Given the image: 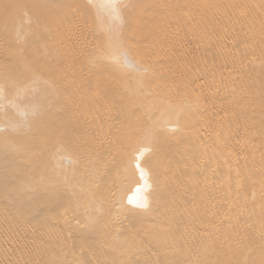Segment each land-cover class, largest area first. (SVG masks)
<instances>
[{
  "label": "bare ground",
  "instance_id": "6f19581e",
  "mask_svg": "<svg viewBox=\"0 0 264 264\" xmlns=\"http://www.w3.org/2000/svg\"><path fill=\"white\" fill-rule=\"evenodd\" d=\"M263 14L264 0H0V264H264L244 231L264 239L258 152L240 140L252 160L234 156L235 120L185 90L198 67L176 99L169 68L186 35L217 44L207 63H247ZM212 64L209 97H227Z\"/></svg>",
  "mask_w": 264,
  "mask_h": 264
},
{
  "label": "rangeland",
  "instance_id": "374dc122",
  "mask_svg": "<svg viewBox=\"0 0 264 264\" xmlns=\"http://www.w3.org/2000/svg\"><path fill=\"white\" fill-rule=\"evenodd\" d=\"M226 11H228V12H230L229 10H226ZM226 11H225V13L224 14H226ZM227 12V13H228ZM234 11H231L230 13H232V14H230L231 16L234 14L233 13ZM236 13V15L238 14V12L236 11L235 12ZM224 14L222 15V16H224ZM221 15H219L218 17L220 18L221 17ZM227 15V14H226ZM229 14H228V16H230ZM235 14H234V16H236ZM239 15V14H238ZM238 15L236 16V17H238ZM233 16V17H234ZM252 14L250 13L247 17H251L252 18ZM259 17H260V15H258ZM258 16H256V18H257V20H258ZM261 16H263L264 17V14L263 15H261ZM254 17V16H253ZM255 18V17H254ZM246 19V18H245ZM249 19V18H248ZM246 19L247 21H250L251 22V19ZM261 19H264V18H262L261 17ZM261 19H259L258 21L259 22H257L256 24H258V23H260V24H258V25H263V23H264V20H262L261 21ZM244 19H242V21H243ZM245 20V21H246ZM253 20V19H252ZM244 21V22H245ZM246 21V22H247ZM255 22H256V20H255ZM263 22V23H262ZM188 35H186V36H184V38H188V39H184V38H182V40L184 41L185 40V42L186 41H188L189 39L191 40H189L188 42H187V44L189 45H187V44H185V42H183L182 43V40L180 41L183 45H184V47L181 45V43L179 42V43H176V45H174V49L176 50V51H174V49H173V53H172V56L174 55V57H176V60H174V61H176L175 62V64L177 65V67H179L178 66V64L179 65H181L182 66V62L184 63V59H187V60H185V63H184V66H180V69H178L177 67H176V65L173 67V65L172 66H170L169 68H172L171 70H173L172 72H173V74L171 75L170 74V70H167L168 72H169V74L171 75V76H173L174 77V74H175V77L173 78V79H175V80H173L174 82V84H173V87L174 86H177L176 85V82L178 81H180L179 83L182 85V80L184 81L185 79H186V81H185V83L187 84L189 81H190V79H191V76H190V78H189V76L188 75H190L191 74V72H193V70L194 69H196L197 67V69L198 70H201V73H200V71H198L197 69H196V71H195V73L197 72V74H195L194 76H196V78H198V79H196L195 77L194 78H192L191 80L193 81H191L193 84L196 82L197 83V87H194L196 84H194V86H193V84H192V86L191 85H189L190 83H188V85L189 86H186V84H184L185 85V90H192V88H194V90H196L195 92H197L198 90H202V88H204L205 87V89H203L202 91L200 90V93L201 94H205V95H207L206 94V92L208 93V95L207 96H204V95H202L203 97H205L206 99H208V101L207 100H205L204 99V101L206 102V105H210V103H211V108H212V113H213V115L214 116H216L217 115V113H218V117H219V119H218V121H220L221 120V122L222 121H224V120H226V121H228L229 123L230 122H232L233 120L232 119H234L235 121H234V125L233 126H236V127H233L235 130H233V132H232V136H233V138H234V140H233V138H232V140L231 141H229V143H228V146H229V148H230V151L231 152H234V156L236 155V157L238 158V159H241L242 157H245L247 160H252V157H250L249 155H250V153H251V151H250V149L249 148H251L253 151H256V152H258V157L260 158V165H258V170H259V172L261 173L262 171H263V174H264V60H261L262 58H264V48L262 47H256V48H252V49H256L255 51L254 50H251L250 51V48H248L249 49V53L248 54H251L252 53V56H254V53H255V55H257V57L258 56H260V57H262V58H260V62L262 61V63H256V64H249V61H250V59L252 58V56L250 55V59L248 60V59H246L248 62L246 63V61H245V64H243V63H241V64H239L240 62H242V61H240V62H238L237 60H236V58H234V56H235V51L233 52L232 51V53L231 52H228L229 54L231 53L232 55H231V60H232V62H230L229 60H230V58L228 57V56H230L229 54H228V56H226V58L225 59H227L226 60V62L228 61V62H230V64H233L231 67H230V64L228 63L227 65H228V69L230 68V69H232V71L229 69H227V68H224V67H226V66H222L223 67V69H222V67L220 66L221 64H222V61L221 60H219V61H216V62H220V65H218V63H216L215 61L214 62H212L211 64H212V67H215L216 65H218V66H220V69H222V70H224V71H226L225 73H224V71H220V69H218L220 72H222V73H219V79H216V81H217V84L219 85V84H222V88H225V89H227V91L229 92V90H228V86H226V87H223V86H225V85H223V84H226V85H229V82H230V85H232L233 87H236V88H234L235 89V91H236V94H235V91L234 90H232V92H231V89H230V95H231V93H233L232 95L233 96H235L236 97V99L235 98H233L232 97V95L230 96V95H226L228 92L226 91V90H224L225 92H227L225 95L227 96V97H225L224 95H222V96H224V98L223 97H221V101H222V99H223V105H221V104H219V106H218V103H219V101H220V97H219V95H221V94H219V93H221L220 91H219V89L220 88H218V92L216 93V94H218L217 96L219 97V99L217 98V96L216 95H214L215 97H214V100H212V99H210V97H209V95L211 94L210 92H208V91H212V89H213V84H211L212 82H211V79H210V74L208 75V73H209V71H208V69L210 68H208V66L210 65L211 66V64H210V61H213V59H214V57L212 56V55H215V52H214V49H217L216 47H218V46H216V45H213L212 44V50L211 49H208L209 47H207L206 46V48L209 50V52H208V50L206 49V48H202V47H205V44L204 43H202L201 45L199 44V42H196V40L194 41V38L192 37V36H189V37H187ZM230 39V38H229ZM228 38L226 39V41H227V43H228V41H230ZM88 43V42H87ZM196 45H195V44ZM226 43V42H225ZM178 44H180V46L178 45ZM191 45V46H190ZM195 45V46H194ZM182 46V47H181ZM185 46H187V48L185 47ZM198 46V47H197ZM216 46V47H215ZM223 46V45H222ZM227 46H229V48L231 47V46H233V47H231V48H235L234 46L235 45H233V44H231V46L230 45H225V46H223V47H227ZM181 49H180V48ZM214 47V48H213ZM220 47H221V45H220ZM222 47V48H223ZM185 48V49H184ZM198 48H200L199 49V51H198ZM258 48H260V49H258ZM177 49H178V51H181V53L180 52H178L177 51ZM184 49V50H183ZM207 50V53L209 54H207L206 53V50ZM218 49H219V47H218ZM202 50V51H201ZM204 50H205V52H204ZM210 50L212 51L211 52V54L212 55H210ZM262 50V51H261ZM176 52H178V55H177V53ZM184 52V53H183ZM186 52V53H185ZM254 52V53H253ZM261 52H262V54H261ZM175 53V54H174ZM256 53H258V54H256ZM260 53V54H259ZM180 54V55H179ZM183 54V55H182ZM246 54V53H245ZM177 55V56H176ZM206 55V56H205ZM210 56L211 58H213V59H211L210 61H208V63H207V60L208 59H210V58H206V57H208V56ZM180 56V57H179ZM197 56V57H196ZM201 56V57H200ZM203 56H205V58H206V60L204 61L203 59H205ZM233 56V57H232ZM177 58H179V60L180 61H178V59ZM203 58V59H202ZM224 58V57H223ZM228 58H229V60H228ZM247 58H249V56L247 57ZM182 59H183V61H182ZM190 59V60H189ZM233 59L235 60L234 62H233ZM204 61L203 63H202V61ZM252 60V59H251ZM188 61V63H186ZM201 61V62H200ZM193 63V64H192ZM195 63V64H194ZM203 65H202V64ZM215 63V64H214ZM174 64V63H173ZM187 66H186V65ZM204 64H207L208 66H204ZM225 64V63H224ZM237 64V65H236ZM167 65H169V64H167ZM243 65H246V69L244 68L245 66H243ZM186 66V67H185ZM191 68H190V67ZM239 66H243V71H244V73L243 74H241V72H242V69H238V68H240ZM168 67V66H167ZM167 67H166V69H167ZM184 67V68H183ZM202 67H204V69L205 70H207V71H205V70H203V68ZM237 67V68H236ZM174 68H177L176 70L179 72V70H182V69H184L185 70V68H186V70L188 71V68H189V70H190V72L188 73V77H186V75H185V71H181V72H177ZM182 68V69H181ZM245 69V70H244ZM174 70H175V73H174ZM192 70V71H191ZM228 70V71H227ZM167 72V73H168ZM229 72V73H228ZM231 72V73H230ZM176 73H178L179 74V76H178V74L176 75ZM181 73H183V74H181ZM230 74V75H228V74ZM181 74V75H180ZM194 74V73H193ZM201 74H203L202 76H201ZM221 74H222V76H221ZM224 74V75H223ZM186 77H184V76ZM199 75V76H198ZM206 75V76H205ZM177 76L178 77H180V79L179 80H177L178 78H177ZM204 76V77H203ZM207 76L209 77V79H207ZM220 76H221V78H220ZM226 76V77H225ZM228 76V77H227ZM243 76V77H242ZM181 77L183 78V79H181ZM193 77V76H192ZM202 77V78H201ZM170 78V77H169ZM172 78V77H171ZM170 78V79H171ZM185 78V79H184ZM189 81H188V80ZM194 79H196V80H194ZM201 79V80H200ZM229 81L228 82V84H227V81ZM235 79H236V83H238V81L240 80V79H242V81H243V79H245V83L244 82H242L241 80V82L244 84V86H243V88H242V83L240 82L239 84H240V86L241 87H239L238 86V84H237V86H236V83H234L235 84V86H234V84H233V82H235ZM207 80V81H206ZM219 80L221 81V83H219ZM225 82H224V81ZM188 81V82H187ZM222 81L224 82V83H222ZM231 81H233V82H231ZM177 82V83H178ZM209 82H211V83H209ZM199 83H201V84H203L204 83V85H206V86H204L203 87V85H200L201 87H199ZM209 83V84H208ZM181 85H178L179 86V90H177V93H175V94H173L172 96V98L173 99H176V98H179V93H178V91L179 92H181L180 90H183L184 89V86L182 87ZM208 85V86H207ZM209 85H212V86H209ZM217 85V86H218ZM229 85V88H233V87H231ZM180 86H181V88H180ZM188 87V88H187ZM190 87H192V88H190ZM209 89H211V90H209ZM212 87V88H211ZM206 88L208 89V91L206 90ZM204 91H206V92H204ZM222 91V90H221ZM234 91V92H233ZM202 92H204V93H202ZM239 93H241V96H240V94ZM215 94V93H214ZM178 95V96H177ZM229 96L231 97V100L229 99V102L227 101L228 99L227 98H229ZM175 97V98H174ZM209 97V98H208ZM217 98V99H216ZM243 98H246L247 99V108H246V110H247V112H248V109H249V113H248V115L246 116V118L245 119H243V122H240V120H239V118L238 119H236L237 117V110L234 108V107H231V106H229V105H232V106H235V104H233V103H236V102H234V100H237V99H240V100H243ZM210 99V100H209ZM227 99V100H226ZM234 99V100H233ZM216 100L218 101L217 103H216ZM233 100V101H232ZM209 101H212V102H209ZM220 101V103H222ZM231 101V102H230ZM207 102H209V103H207ZM214 102V103H213ZM227 102V104L228 103H230V104H228V106H227V104H225ZM233 102V103H232ZM216 103V104H215ZM232 103V104H231ZM215 104V105H214ZM225 104V105H224ZM212 105H213V107H212ZM217 105V106H216ZM236 105H238V103H236ZM221 106V107H220ZM225 106V107H224ZM227 107V108H226ZM214 108V109H213ZM216 108V109H215ZM220 108V109H219ZM222 108H224V109H222ZM218 109V110H217ZM228 109L230 112H228L227 114H225L227 111L226 110ZM215 110H217V111H215ZM221 110H223V111H221ZM225 110V111H224ZM235 110H236V113H235ZM215 112H216V114H215ZM219 112H220V114H219ZM224 112V113H223ZM235 114V115H234ZM225 115V116H224ZM228 115V116H227ZM216 116V117H217ZM232 116V117H231ZM233 116H235V118H233ZM215 117V119H217ZM229 117V118H228ZM220 118H222V119H220ZM226 118V119H225ZM231 120V121H230ZM262 120H263V122H262ZM231 124H233V122L231 123ZM242 128V129H241ZM208 135V134H207ZM240 137H241V139H240ZM239 138V139H238ZM240 140L241 141H246V142H248V146H249V148L247 147V145H245L244 147L242 146V147H239L238 145H237V143H239L240 142ZM233 141V142H232ZM239 141V142H238ZM231 145H232V147H231ZM236 146V147H235ZM228 148V149H229ZM237 158H235V159H237ZM254 158V157H253ZM237 159V160H238ZM262 160V161H261ZM262 174V177H264V175ZM262 180H260L261 182H262V189H263V186H264V179L263 178H261ZM264 190V189H263ZM262 195H264V192L262 193ZM238 216V215H237ZM236 216V217H237ZM235 217V218H236ZM224 218V217H223ZM230 220H231V218H229ZM243 224V223H242ZM246 227H251V226H248L247 224L245 225ZM244 228V229H246V230H244V231H247V233H251L250 235H251V237L250 238H255V239H253V241L254 242H252V243H256L255 241H258V242H264V239L262 240L260 237H258L260 240H258L257 239V236H256V234H258V236L260 235V233L255 229V231H254V228ZM249 229H253L252 231H254V233L251 231L250 232V230ZM264 230V229H263ZM241 232H242V229L240 230ZM243 231V232H244ZM257 232V233H256ZM252 233H253V235H252ZM246 234V233H245ZM249 234H247L246 236L247 237H249ZM253 236H255V237H253ZM264 237V233H263V235H262V238ZM246 238V237H245ZM249 239V238H248ZM257 239V240H256ZM253 246H251L250 247V249H251V252H249L250 254H252V257L253 256H258V255H262V253H264V244L262 243H256V244H252ZM258 261V260H257ZM257 261H253V263H251V264H259V262H257Z\"/></svg>",
  "mask_w": 264,
  "mask_h": 264
}]
</instances>
